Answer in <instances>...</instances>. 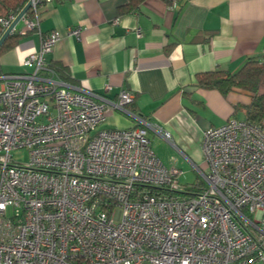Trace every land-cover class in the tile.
I'll return each mask as SVG.
<instances>
[{
    "label": "built area",
    "instance_id": "obj_1",
    "mask_svg": "<svg viewBox=\"0 0 264 264\" xmlns=\"http://www.w3.org/2000/svg\"><path fill=\"white\" fill-rule=\"evenodd\" d=\"M28 1L21 33L52 0ZM17 14L0 18V38ZM58 39L45 33L23 71L0 73V264H264V119L206 128L203 187L185 189L151 146L150 130L167 132L140 116L101 127L129 112L132 92L109 98L56 75L45 56Z\"/></svg>",
    "mask_w": 264,
    "mask_h": 264
},
{
    "label": "crops",
    "instance_id": "obj_2",
    "mask_svg": "<svg viewBox=\"0 0 264 264\" xmlns=\"http://www.w3.org/2000/svg\"><path fill=\"white\" fill-rule=\"evenodd\" d=\"M126 1L41 3L37 28L21 33V20L15 26L21 36L0 53L1 72L23 71L24 57L39 49L42 35L56 30L59 39L45 58L59 78L109 98L122 90L134 94L129 112L110 110L101 127L129 128L137 125L136 116L144 118L168 133L149 131L161 162L182 173L190 167L196 182L203 181L204 130L239 119L250 96L200 87L196 74L233 72L247 58L264 55V0H144L138 11L123 13L119 7ZM72 27L81 28L80 38L68 35Z\"/></svg>",
    "mask_w": 264,
    "mask_h": 264
},
{
    "label": "trees",
    "instance_id": "obj_3",
    "mask_svg": "<svg viewBox=\"0 0 264 264\" xmlns=\"http://www.w3.org/2000/svg\"><path fill=\"white\" fill-rule=\"evenodd\" d=\"M143 1L127 0L119 8L123 13L136 12L140 9ZM27 2L28 0H0V18L6 17L9 14L19 13ZM26 14L30 15L31 9L27 10ZM20 36L21 33L12 32L1 45L0 53L13 47L18 42ZM53 67L59 72H64L62 66L56 65ZM196 84L203 88L217 89L223 95H226L230 91L246 92L250 96V102L243 106L246 112V120L259 122L264 119V55L247 58L233 72L216 69L197 73ZM201 187H203V182L199 181L191 189L194 188L197 190ZM186 193L191 194L189 190Z\"/></svg>",
    "mask_w": 264,
    "mask_h": 264
},
{
    "label": "rangeland",
    "instance_id": "obj_4",
    "mask_svg": "<svg viewBox=\"0 0 264 264\" xmlns=\"http://www.w3.org/2000/svg\"><path fill=\"white\" fill-rule=\"evenodd\" d=\"M236 115L239 119L246 118V113L243 110H239ZM11 154L13 155L14 160L21 163L27 162L29 159V154L27 149L15 150L12 151ZM197 179L198 176L196 171L189 167L188 169L185 170V172L181 174L180 184L186 187H190L191 185L196 183Z\"/></svg>",
    "mask_w": 264,
    "mask_h": 264
},
{
    "label": "water",
    "instance_id": "obj_5",
    "mask_svg": "<svg viewBox=\"0 0 264 264\" xmlns=\"http://www.w3.org/2000/svg\"><path fill=\"white\" fill-rule=\"evenodd\" d=\"M31 4V1H28L25 6L22 8V10L16 15L14 20L11 22L9 27L5 30V32L2 34L0 38V47L5 41V39L13 32V29L17 25V23L21 20L22 16L27 12Z\"/></svg>",
    "mask_w": 264,
    "mask_h": 264
}]
</instances>
